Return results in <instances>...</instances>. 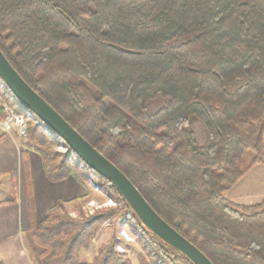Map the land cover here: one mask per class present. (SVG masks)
<instances>
[{
  "label": "trees",
  "instance_id": "obj_1",
  "mask_svg": "<svg viewBox=\"0 0 264 264\" xmlns=\"http://www.w3.org/2000/svg\"><path fill=\"white\" fill-rule=\"evenodd\" d=\"M0 49L214 264H264V201L226 195L264 158V0H0ZM4 104L29 110L0 77V121ZM37 119L25 145L41 156L46 177L92 181L116 206L89 215L77 204L75 215L57 200L26 240L33 264H134L130 243L119 251L116 237L92 261L81 259L103 223L121 216L141 264H194Z\"/></svg>",
  "mask_w": 264,
  "mask_h": 264
},
{
  "label": "crops",
  "instance_id": "obj_2",
  "mask_svg": "<svg viewBox=\"0 0 264 264\" xmlns=\"http://www.w3.org/2000/svg\"><path fill=\"white\" fill-rule=\"evenodd\" d=\"M15 136V132L6 133L0 129V182L7 188L0 189L6 193L14 189L17 198L0 204V264H33L25 242L32 225L43 220L57 200L79 197L86 189L71 176L62 181H50L40 155L17 142ZM253 174L258 178L251 179L249 186H255L259 178L264 181V163L256 164L234 186V193L248 194L245 191L248 188L244 189L248 186L246 177Z\"/></svg>",
  "mask_w": 264,
  "mask_h": 264
},
{
  "label": "water",
  "instance_id": "obj_3",
  "mask_svg": "<svg viewBox=\"0 0 264 264\" xmlns=\"http://www.w3.org/2000/svg\"><path fill=\"white\" fill-rule=\"evenodd\" d=\"M0 77L14 96L58 133L91 168L109 178L136 215L161 240L185 254L194 264H214L196 245L166 222L135 184L113 162L93 147L71 124L18 73L0 49Z\"/></svg>",
  "mask_w": 264,
  "mask_h": 264
},
{
  "label": "rangeland",
  "instance_id": "obj_4",
  "mask_svg": "<svg viewBox=\"0 0 264 264\" xmlns=\"http://www.w3.org/2000/svg\"><path fill=\"white\" fill-rule=\"evenodd\" d=\"M192 127H193V129L195 131L198 144L199 145L207 144L208 140H207V134L205 132L204 126L200 122H195ZM15 137H16V141L19 142L20 144H24V145L26 144V137L19 136L18 134H16ZM262 145H263V157H264V139H263ZM64 149H65V147L62 148L61 145L58 147V150L64 151ZM259 163H264V158L261 161H259L258 163H256V164H259ZM255 165H253V167ZM253 167H251V169ZM250 170H248L247 173ZM247 173H245L237 181V183L240 180H242L243 177ZM253 175H250V176L246 177V179H247L246 182L248 183V186H246L244 189L248 188V189L245 190V191H248V194H242V196H240V195H237L236 192L234 193V191H233V189L235 188L234 186L237 185V183H235V185H233L231 187V189H229L227 191V193H226L227 198L230 201H232V199H234L235 201H238V202L243 203L245 205L259 204L262 201H264V192L261 193V190L264 189V181L259 178V180L257 181L255 186H252V185L249 186V181H251V179L258 178L257 175H254V177H253ZM65 179H62V180H65ZM62 180H58V181H62ZM50 181H52V180H50ZM91 182L92 181H90V184H89L88 187L83 186L79 182L86 189V193L84 195H81L79 197H75V198H73L71 200L59 199V200H62V201L65 202V206H66L67 211H70V212H72V213H74L76 215L77 213L74 212V211H76L75 207L80 205V207L82 208L83 213L90 215V214H93V213H95V212H97L99 210L108 209V208H114V206H116V200L114 198H112L108 194L104 193L96 183H95V185H92ZM3 184L4 183H2V181H1L0 182V188H6V186H4ZM17 185H19L18 182H17ZM11 190H12L11 192L6 193L2 189H0V200H5V199H7L9 197H13L14 199H17L14 189H11ZM16 191H18L17 187H16ZM249 193H253V194H249ZM85 197H86V200H85ZM77 198H82L81 203L80 202H76ZM110 199H112L115 204L114 203H110ZM48 212H49V210H48ZM47 215H48V213H47ZM43 220H41V221H43ZM114 237L118 238V240H117V249L119 251H124L126 249L125 248L126 244H124V243L129 242L130 243V248H128V250L126 249V252H127L128 256L131 257V259H132V261L134 263H140L139 262V255L141 253L140 247L136 243V240H135L136 238L133 237L132 234L129 232V230H128L127 226H126V217H124V216L123 217L121 216L119 219H116V220H114V219L106 220L105 223H103V225H102L101 229L99 230V232L97 233L96 237L90 243V245L87 248H84V249L81 250V252H80L81 259L83 261H87V262L92 261L94 256L96 255L98 249L101 246H103L104 244H108V243L112 242ZM26 240H27V238H25V242H26Z\"/></svg>",
  "mask_w": 264,
  "mask_h": 264
},
{
  "label": "built area",
  "instance_id": "obj_5",
  "mask_svg": "<svg viewBox=\"0 0 264 264\" xmlns=\"http://www.w3.org/2000/svg\"><path fill=\"white\" fill-rule=\"evenodd\" d=\"M3 110L5 113V117L0 121V129L6 133L15 132L19 136L26 137L28 123L32 120H35L37 123L39 122L37 116L29 110L18 113L9 104H4ZM61 147L64 148L65 146L61 145ZM91 183L92 185H95L94 182ZM110 203H114V201L110 199Z\"/></svg>",
  "mask_w": 264,
  "mask_h": 264
}]
</instances>
